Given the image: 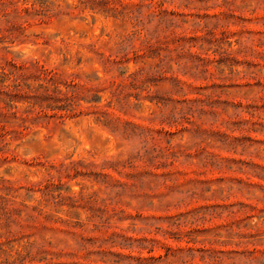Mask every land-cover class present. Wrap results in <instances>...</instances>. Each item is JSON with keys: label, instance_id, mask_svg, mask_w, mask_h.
<instances>
[{"label": "rangeland", "instance_id": "1", "mask_svg": "<svg viewBox=\"0 0 264 264\" xmlns=\"http://www.w3.org/2000/svg\"><path fill=\"white\" fill-rule=\"evenodd\" d=\"M0 264H264V0H0Z\"/></svg>", "mask_w": 264, "mask_h": 264}]
</instances>
